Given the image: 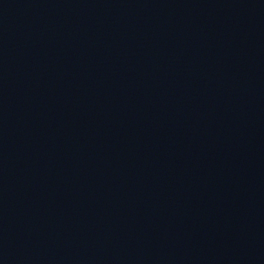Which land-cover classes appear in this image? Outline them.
Returning a JSON list of instances; mask_svg holds the SVG:
<instances>
[{"label":"water","instance_id":"95a60500","mask_svg":"<svg viewBox=\"0 0 264 264\" xmlns=\"http://www.w3.org/2000/svg\"><path fill=\"white\" fill-rule=\"evenodd\" d=\"M0 264H264V0H0Z\"/></svg>","mask_w":264,"mask_h":264}]
</instances>
